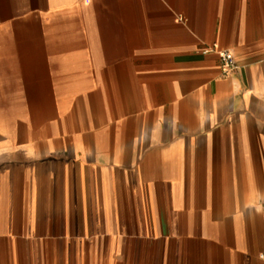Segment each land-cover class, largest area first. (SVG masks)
<instances>
[{"label":"crops","instance_id":"0c3cea01","mask_svg":"<svg viewBox=\"0 0 264 264\" xmlns=\"http://www.w3.org/2000/svg\"><path fill=\"white\" fill-rule=\"evenodd\" d=\"M263 254L264 0H0V264Z\"/></svg>","mask_w":264,"mask_h":264},{"label":"built area","instance_id":"2783aa9c","mask_svg":"<svg viewBox=\"0 0 264 264\" xmlns=\"http://www.w3.org/2000/svg\"><path fill=\"white\" fill-rule=\"evenodd\" d=\"M207 51L208 49L205 50V52ZM217 53L221 61L222 70L225 74H227L230 70L235 68L234 57L230 51L218 50ZM261 257L264 259V254Z\"/></svg>","mask_w":264,"mask_h":264}]
</instances>
